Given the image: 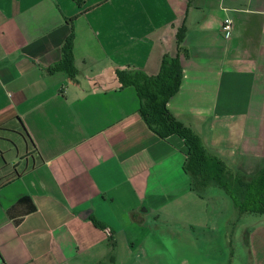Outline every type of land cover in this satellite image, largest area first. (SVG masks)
<instances>
[{"label":"crops","instance_id":"1","mask_svg":"<svg viewBox=\"0 0 264 264\" xmlns=\"http://www.w3.org/2000/svg\"><path fill=\"white\" fill-rule=\"evenodd\" d=\"M79 1L0 0V264H137L151 214L207 229L183 140L151 131L117 77L157 76L183 25L169 110L233 169L264 167V0ZM72 31L78 75L50 73ZM148 246L162 250L152 237ZM250 251L264 264V220Z\"/></svg>","mask_w":264,"mask_h":264},{"label":"trees","instance_id":"2","mask_svg":"<svg viewBox=\"0 0 264 264\" xmlns=\"http://www.w3.org/2000/svg\"><path fill=\"white\" fill-rule=\"evenodd\" d=\"M186 35L187 27L183 25L177 32L179 54L176 57L166 55L157 76H149L139 69H128L118 70L117 77L124 88L135 89L139 98V114L151 131L164 140L172 136H178L183 140L187 149L184 171L191 180V191L194 194L207 200L222 193L231 200L232 209L238 214L235 221H239L238 217L256 215L257 218L243 223L247 226L243 227L245 228L243 241L250 254L249 264H253L250 233L251 228L264 220V167L252 174L233 169L228 162L211 153L203 138L194 129L180 122L169 110L168 103L177 95L183 82L180 57L182 54L187 55L183 47ZM74 43L75 33L72 31L62 49L61 61L50 69V73L65 72L72 78L78 75ZM28 201L29 199L25 198L21 203ZM95 224L105 229L101 222L95 220ZM241 225L242 223L240 227ZM227 233L232 237L233 229ZM228 241L232 246V238ZM109 243L111 247L109 255L112 259L117 254V242L112 231H109Z\"/></svg>","mask_w":264,"mask_h":264},{"label":"rangeland","instance_id":"3","mask_svg":"<svg viewBox=\"0 0 264 264\" xmlns=\"http://www.w3.org/2000/svg\"><path fill=\"white\" fill-rule=\"evenodd\" d=\"M219 194L207 199V207L201 206L199 221L207 223L208 227L205 230L197 229L196 233L188 232L186 226L176 224L174 220L163 219L156 222L153 214L146 215L148 230L145 235L139 236L136 242L138 248L134 258L140 260L137 264H249L250 254L243 241L245 229L243 227L247 226L243 223L257 217L247 215L238 217L239 221H235L238 214L232 209L231 200L222 193ZM197 212L195 210L194 214ZM240 223H242L241 227ZM231 229H233L232 237L227 233ZM150 237L153 238L155 248H159L162 244V250L164 245L168 250L163 253L162 250H154L151 255L148 246ZM230 238L233 240L232 246L228 243ZM193 241L194 245H192ZM177 246L182 247L181 254ZM120 264L134 263L128 262L122 255Z\"/></svg>","mask_w":264,"mask_h":264},{"label":"built area","instance_id":"4","mask_svg":"<svg viewBox=\"0 0 264 264\" xmlns=\"http://www.w3.org/2000/svg\"><path fill=\"white\" fill-rule=\"evenodd\" d=\"M223 30L226 32H231L232 30V21L230 19L225 20V25L223 27Z\"/></svg>","mask_w":264,"mask_h":264}]
</instances>
